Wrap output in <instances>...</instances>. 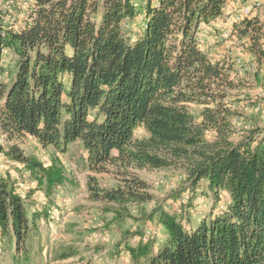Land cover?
<instances>
[{
    "label": "trees",
    "instance_id": "trees-1",
    "mask_svg": "<svg viewBox=\"0 0 264 264\" xmlns=\"http://www.w3.org/2000/svg\"><path fill=\"white\" fill-rule=\"evenodd\" d=\"M227 1L149 0L132 37L124 28L138 15L132 0H39L30 27L0 37V133L61 152L81 142L90 198L112 214L110 223L121 229L128 219L140 221L138 212L167 233L159 245L145 232L123 233L118 256L126 251L131 264H264V129L232 140L233 67L214 63L198 44L200 26L219 18ZM255 24L245 20L239 33L262 60ZM5 48L14 57L9 67ZM0 154L48 195L68 182L60 159L46 165L16 143L0 145ZM171 167L186 174L187 207L206 182L213 194L207 215L193 220L162 205L147 212L155 198L137 172ZM110 173L116 185L102 186L97 175ZM50 218L47 207L30 212L11 176L0 175V240L13 248V264H31L36 246L43 254L40 223ZM54 254L63 261L77 253Z\"/></svg>",
    "mask_w": 264,
    "mask_h": 264
},
{
    "label": "rangeland",
    "instance_id": "rangeland-1",
    "mask_svg": "<svg viewBox=\"0 0 264 264\" xmlns=\"http://www.w3.org/2000/svg\"><path fill=\"white\" fill-rule=\"evenodd\" d=\"M148 1L135 0L138 5V15L129 23L128 29L129 35L132 37L138 35L144 26ZM153 3L157 4V0H153ZM14 17L15 20H12L9 13L0 10V29L14 25L20 26L24 22L25 13L21 9L14 10ZM260 25L256 23L255 27L257 28L252 29H261L262 41L263 26L261 25L260 28ZM214 31L217 33L209 32L206 27L202 32L205 51H207V46L214 48L224 43L216 42L218 40L216 37L219 34L218 30ZM242 38L249 40L248 37ZM224 40L230 41L231 38ZM261 41L260 43L264 47V42ZM9 54L2 55L4 67H9L14 59L11 52ZM250 75L246 78H234L238 88L231 95L230 103L236 112V116L232 120L235 129L232 140L235 142L240 141L241 137L246 135L244 133L242 136V131L264 129V112L253 110L254 106L258 104L264 109V98L259 97L257 91L262 77L257 78L255 82H250L252 80ZM262 79L264 81V78ZM191 109L197 121H201L200 107L194 104ZM136 134L139 137L145 136V132L142 130H138ZM207 137L209 140H213L215 133L210 132ZM1 140L3 142H0V145H3L4 148L16 143L25 154L38 157L46 165H50L54 159H60L68 177V182L57 188L53 194L48 195L44 190L37 188V183L19 163L11 162L0 154V175L11 176L18 192L26 201L29 211H40L47 207L51 217L40 223L44 252L41 255H36L37 246L34 247L31 264H131V257L126 251L122 250L118 256V251L123 249V247L120 248L123 233L145 232L146 237H156L158 245L167 238V233L161 225L155 221L140 218L138 212H135L134 215L141 220L128 219L121 229L110 223L112 214H105L103 204L90 198L87 187L90 172L86 168V151L81 142L70 143L65 152H61L53 146H42L38 140L31 136L10 142L0 133ZM137 174L147 181L155 198L154 202L146 207L148 213H151L156 205H162L167 211L173 213L186 211L193 220H198L209 213L213 203V194L207 188L206 182H202L201 187L195 193L191 206L187 207L190 205L188 203L193 194L187 190L189 185L186 182V174L181 168L143 170L138 171ZM97 177L102 186H112L117 183L113 173L101 174ZM149 231L151 234H146ZM131 244L136 245V240H131ZM60 248L74 249L77 254L67 260L57 261L54 258V253ZM111 254L116 258L111 257ZM0 264H13V248L1 240Z\"/></svg>",
    "mask_w": 264,
    "mask_h": 264
},
{
    "label": "built area",
    "instance_id": "built-area-1",
    "mask_svg": "<svg viewBox=\"0 0 264 264\" xmlns=\"http://www.w3.org/2000/svg\"><path fill=\"white\" fill-rule=\"evenodd\" d=\"M54 1H60V0H54ZM132 2L137 9L138 5L135 2V0H132ZM226 5H229V7L231 8V12L228 14V22L231 25L235 26L253 17L256 11L260 10L261 8L263 9L264 0H228ZM226 5L224 6L223 13L226 8ZM39 8H40L39 0H0V10H3L9 13L12 20H15L14 10L21 9L25 13L24 22L21 23L20 26L14 25L8 28L1 27L0 37H6L8 32H21V31L26 30L28 27L32 25L33 20L39 11ZM253 23H258V22H253ZM259 24L262 25V23L260 22L258 23V25ZM124 28L125 30H128L129 23H125ZM205 28H206L205 25L200 26L199 37H198V44L200 48L204 51H205L204 39L202 37V32ZM9 53H10V50L5 48L3 49L2 55H8ZM206 53L208 54V56L214 63H218L221 66L228 67L234 64L237 65V68L236 69L233 68L232 70L233 80H235L234 78H246V76H249L251 73L257 72L259 68L264 70V62H263V65L259 64V62L258 63L257 62L247 63L244 61L241 55H234L232 51L221 52L217 54H211L209 52H206ZM258 96L264 98V84L258 90ZM253 110L257 112H264V109L259 104L255 105ZM0 142H3V141L1 140ZM1 155H4V154H1ZM146 234L150 235L151 232L149 231Z\"/></svg>",
    "mask_w": 264,
    "mask_h": 264
},
{
    "label": "crops",
    "instance_id": "crops-1",
    "mask_svg": "<svg viewBox=\"0 0 264 264\" xmlns=\"http://www.w3.org/2000/svg\"><path fill=\"white\" fill-rule=\"evenodd\" d=\"M231 12V8L229 7V5H226V8L224 10V13L221 17H219L218 19H216L210 26H206L209 29V32H212L213 34H216L217 32H215L214 30H218V34L219 36L216 37L218 40L216 41L217 43L219 42H224L222 45H218L214 48H212V46L208 47L207 46V51L211 54H217V53H221V52H229L232 51L234 53V55H241L242 58L244 59L245 62L247 63H251V62H259V64L263 65V60L260 61L258 60V58L254 55V53L252 52V41L249 40H245L240 36V29H243V23L238 24V25H231L228 22V14ZM249 21H253V22H260L262 23L263 26V38L261 42H264V8L256 11L253 15V17L248 19ZM211 28V29H210ZM232 29V30H231ZM232 31V32H231ZM229 36V37H228ZM231 38L230 41H225L224 39H228ZM264 48V47H263ZM228 49V50H227ZM227 50V51H225ZM215 56V55H214ZM232 67L234 69L237 68V65H232ZM251 78L252 80L250 82H255V80L259 77L264 78V70L259 68V70L257 72L251 73ZM261 78L262 82L259 84V89L260 87L264 84L263 79ZM258 89V90H259ZM257 90V91H258Z\"/></svg>",
    "mask_w": 264,
    "mask_h": 264
}]
</instances>
